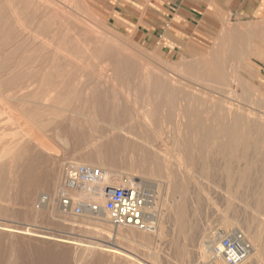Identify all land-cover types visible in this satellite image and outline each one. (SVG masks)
Returning <instances> with one entry per match:
<instances>
[{
	"label": "bare ground",
	"instance_id": "bare-ground-1",
	"mask_svg": "<svg viewBox=\"0 0 264 264\" xmlns=\"http://www.w3.org/2000/svg\"><path fill=\"white\" fill-rule=\"evenodd\" d=\"M57 1L62 5H59ZM89 18L91 13L83 0H0V123L5 120L7 128L14 129L23 136L19 142L5 149L7 156L1 154L3 146L0 144V201L11 200V195L17 194L18 191L22 200L20 202L26 205L24 218L32 222L45 219L50 221V224L55 223L58 231L66 233L67 230L73 229L76 225L74 223L77 221L76 217H79L77 223L87 225V222H90L93 226L109 232L111 224L103 208L104 187L119 184L124 173L123 169L133 168L134 171L145 174L146 179L149 178L146 176H152V173L157 175L162 168L166 169V179L169 183V180L175 177L170 168L175 164L172 165L166 160L167 158L161 160L162 155L166 157L170 155L173 158L175 156V162L178 165H184L186 169H183L187 171L189 166L193 173L200 171L202 175H210L208 172L211 173V169H217L227 182H225L227 184L225 193L229 194V198L230 195L237 196L239 189L249 184L248 174L253 172L249 173L254 165V157L258 154L257 147L260 145L263 147L264 144V116L233 103L237 93L230 88V83H234L242 89L243 95L249 93L250 86L240 78L241 71L250 74L246 62L248 58L242 47L256 49V46L263 44L264 37L260 39L254 36L257 26L253 22L238 23L233 27L226 25L221 29L207 55L193 59L179 57L172 64L159 68V66H153L141 54L116 45L114 38L112 40L105 32L94 28L87 21L90 20ZM246 51L248 53V49ZM183 79L194 81L199 85L198 90H194ZM199 98L204 99L200 104L197 103ZM14 111L26 117L32 126L20 123ZM64 111H71L75 115L62 121L61 116ZM78 113L82 115L80 118L77 117ZM14 119L18 124H15ZM52 124L53 128L48 129ZM98 124L104 127V131L91 136L89 142L79 144L76 141L82 137V134L75 125ZM33 125L38 130L47 128L51 133L50 140L45 139L41 131L36 132ZM30 137L34 139L32 147L29 142ZM56 147H67L70 150H66L65 156L58 157ZM115 147H120L118 152L121 155H127L125 159L113 154L112 150ZM250 147L254 148L252 150L254 157L249 152L252 149ZM28 152H31L30 158ZM208 152L213 157L214 155L219 157V163L216 160L217 164L212 163V166H209L210 161L215 162L214 158L209 159V163L205 165ZM193 155L197 159H192ZM173 158L171 162L174 161ZM27 160L28 163H26ZM34 160L40 161L46 167L34 173L30 166L32 162H35ZM66 160L74 164L98 166L103 174L102 181L87 183L81 187L66 185L64 183L66 173L64 161ZM124 162L127 163L122 166ZM169 164L171 166L168 168ZM193 168L197 170L194 171ZM19 174H21V179L19 178L21 183L17 184L14 178L17 175L19 177ZM142 174L137 175L136 172H131L128 177L142 187L148 184L147 180H143ZM163 178L165 179V176ZM218 179L220 180L221 177ZM169 184L166 185L168 189H171ZM176 184L171 183V186ZM184 185L186 187V184ZM185 187L181 184L179 189L177 186L172 190L175 192L178 189L176 195L181 197L185 193ZM249 188L251 190L252 187ZM44 189L48 194V200L42 205L37 203L40 206L36 205L38 209H34L35 200ZM245 194L248 195L250 192ZM59 195H67L73 199L74 203L95 204L98 211L88 213L85 210L83 215L79 216L64 212L56 200ZM156 197L150 209L151 215L156 213ZM12 198L15 199V197ZM184 203L182 198L178 197L173 209L175 221L181 231L182 227H185L183 225L185 207H188ZM248 211L251 213L250 210ZM5 216L7 217V214ZM220 222L223 226H220L221 231L205 234L201 232L206 242L205 248L202 247V253L210 254L215 263L220 261L225 264L215 248L219 247L220 238L227 235V228L233 226L234 221L221 217ZM161 223L163 224L162 221ZM2 226L3 224L0 223V235L14 240H24L41 250L51 249V254L53 250L58 249L56 247H62V249L64 247L66 249L64 255L72 254L74 259L63 261L62 264H98L96 260L92 262V258H89L95 251H98L100 256L107 257L104 264H107V261L109 264H146L139 261L140 257L137 253L127 251L121 246H100V243V247H95L92 243L77 246L76 241L68 245V237L63 236L64 234L56 235L49 231L47 233L30 229L29 226L19 231L15 228L2 230ZM161 228L157 220L153 231L121 226L118 227L117 235L120 240L145 247L151 238L154 239V236L160 238V235L165 233L164 230L160 233ZM141 232H147L152 236L150 235V238L147 235L149 237L147 238ZM52 244L55 246H50ZM133 248L132 246V250ZM44 251L40 253L43 255ZM262 254L263 248L257 241L252 245L246 260H251L254 264H262V261L264 262V259L261 260ZM42 255L39 254L40 257ZM49 256L52 255L49 254ZM152 256L154 259L157 258L155 254ZM93 258L96 259L94 256ZM97 259L99 260L98 257ZM89 260L91 262H87ZM149 264L154 263L151 261Z\"/></svg>",
	"mask_w": 264,
	"mask_h": 264
},
{
	"label": "rangeland",
	"instance_id": "rangeland-1",
	"mask_svg": "<svg viewBox=\"0 0 264 264\" xmlns=\"http://www.w3.org/2000/svg\"><path fill=\"white\" fill-rule=\"evenodd\" d=\"M60 1H63V0H60ZM83 1L86 4V6L88 7L89 12L91 13V18H89L91 21L90 20H87V21H89L94 28H98L99 31L105 32V34L108 37L110 36L109 38H111L112 40L114 38L116 45H118L119 47H123L125 49L128 48L127 49L128 51H133L136 54H141L142 57L143 56H144V58L146 57L147 61L150 62L153 66L154 65H155V67L159 66V68L166 67L167 64H172L173 62L177 61L179 59V57H185V58L193 59V58H201V57L207 55L209 53V51H211L213 43L215 42V40H216L217 36L219 35L221 29L226 25L233 27V26H236V24H238V23L248 24V23L253 22L257 26L255 31H254V36L256 38L259 37L260 39H263L262 37H264V18L244 20V21L227 20L225 22H222L220 24V26L215 28L213 31V34L210 37H208L207 39L201 40V41H195V42L191 43L190 45L186 46V48L183 50L175 51V52H173V51L169 52L167 49L162 47L161 43L157 39L149 38L147 35H145L141 31L142 29L138 28L136 25H134V23L133 24H130V23L123 24L124 21H118L115 17H113V15H112L113 14V6H114V4L117 3L118 0H83ZM135 1L136 2L134 4V6H136V8H137L136 11L133 12V14H135V15H140V14L142 15L144 12H146L147 6L154 8L155 5H157L156 0H142L141 2L138 0H135ZM58 3H59V5H62V3H60V2H58ZM119 6H123V5L119 4ZM256 47H257L256 49L255 48L251 49V47L248 48L247 46L242 47L243 48L242 50L243 51L245 50L244 52H246V55H247L246 58L249 59V60L246 59V62L248 64V67H249L248 69H249L250 74L245 73V71H241V73H240L241 77L240 78L244 81L245 84L250 86L249 93L247 95H243L242 89L237 87L234 83H230V86H231L230 88L237 93V97H234L235 100H233V103H235V104L237 103L240 106L242 105V107L244 109H249V110L251 109L257 115L264 116V112H263L264 111V42H263V44L258 45ZM247 49H248V53L246 51ZM252 52H253V54H252ZM226 67L228 68V66H226ZM183 81L187 82V84H189L191 87H193L194 90H198L199 85L194 83V81H192L190 79H183ZM202 101H204V99L199 98L197 103L200 104V102H202ZM199 104H197V105H199ZM14 115H15L16 119L18 118L20 120L19 121L20 123H27L29 126H32V123L26 117H22V115L19 112L14 111ZM71 115L73 116L75 114L74 113L72 114L71 111H64L63 115L61 116L62 121L66 120ZM80 116H82L81 113H78L77 117L80 118ZM16 119H14L15 124H18V122H16ZM4 121L5 120H3L2 123H0V144H2V146H3L1 154L4 156H7L5 149L10 145H13V144L19 142L23 138V136L18 134L17 132H15L14 129L7 128V126H5ZM65 124H66V122H65ZM63 126L64 125H62V127ZM75 126H76L75 128L78 129L79 133L82 134L81 135L82 137H80L76 140L79 144H83L84 142L86 143V142L91 141V136L96 135L97 133L104 131V127L99 125V124L98 125H87V126H84V125L83 126L82 125H80V126L75 125ZM51 127L53 128V124H52V126H49L48 129H50ZM33 128L35 129L36 132L41 131V134L44 136V138L47 140H50L51 133L48 132L47 128L45 129L46 131L45 130H38V128L34 125H33ZM101 129H103V130H101ZM33 140H34L33 137L29 138V142H30L31 147L34 146V144L32 143ZM104 141H105V139L103 140V142ZM260 146L257 147L258 154H256V155L252 154L253 153L252 150L254 148L250 147V149L251 148L252 149H251V151L249 150V152L253 155V157L255 155V157H254V165L250 169L251 171L249 170L250 171L249 173H251L252 171L253 172L251 174H248L250 176L249 177V184L248 185L246 184L244 187L239 189V192H237L238 194L236 193L237 196L239 195L238 197L236 195H230V198H229V194L225 193V189L227 187V184H225L226 181L224 180V178H222V176L220 175L221 174L220 171H218L217 169H211L210 170L211 173L208 172L211 176L208 174L202 175V173H200V171H195V170H197L195 168H193L195 171L193 173V171L191 170L192 168H189V166L187 167L188 168V171H187V170H184V169H186L184 165H182V166L178 165L175 162V156L174 155H173L174 158L172 156L170 157V155H168L169 157H166L164 155H162V156L160 155L162 157V158L160 157L161 160L163 158H164L163 160H165L167 158L166 160H168L172 165L175 164L172 167H170L171 164L168 165V168L170 167L173 170V173L175 175V177H173L172 179L169 180L170 184L167 183L168 180L166 179L167 178V176H166L167 173L165 172L166 169H163V168L161 169V171H158V173L161 175H159L158 173H157V175L152 173L151 175L154 176V178L152 176L148 175V176H146V177H149L147 179L145 178V174L143 175L140 172L138 173L137 171H134L133 170L134 168L133 169L130 168L131 170H124L123 169V172L125 174L123 173L122 177H128L129 174H131V172H136L137 175L142 174L144 176L143 180H147V182H148V184H146L145 186H142V187L143 188L146 187V189L150 190L153 193L154 197H156V195H157V197H156L157 202H156V208H155L156 213L155 214L153 213L152 215L150 214V216L154 220V222H157V220L160 222V225L162 226V228H161L162 230L160 229L161 230L160 233H162L163 230L165 233H162L163 235L161 234L163 236V238L160 235V238L154 236L153 237L154 239H152L151 234H150L151 235L150 236V235H148L147 232H141L142 234L144 233L145 237L149 238L148 236H150V238H151L150 240H153V241L149 240L150 243L148 241L147 244L145 245V247L144 246H137L136 244H133V242L128 243V241H126V240H120L119 235H117L118 234L117 232L119 231L118 227L111 225L109 227V232H108V230L102 228L103 230L106 231L105 232L100 227L99 228L95 227L92 224H90V222H87V221H86L88 223L87 225H86V223H77L79 221V217L78 218L76 217L77 221L74 222V223H76V225L73 227V229L67 230L69 233L58 231V228L56 227L55 223L50 224L51 222L48 220H45V219H43V220L37 219V221H36L37 223L32 222V221L24 218L23 213L26 210V205H24L23 202H20L21 196L19 195L18 191H17V194L13 193L11 195V200L9 199L8 201H0V211H1L0 212V214H1L0 215V223L3 224V226L1 228H2V230H9L11 228L12 229L15 228L17 231H19L20 229L24 230L27 226H29L30 229L39 230V231L42 230V231L47 232V233H49V232L52 234L56 233V235H63L64 234L63 236L68 237V239H67L68 245H70L73 241H76L77 246L85 245L86 243H88V244L92 243V245L95 247L106 246V245L107 246L117 245V246L123 247L127 251H131L134 254L137 253V255L140 257V258H138L139 261L146 263V264H149V262L151 263V261L154 264H176V263L177 264H223L222 262L220 263V261L215 263L214 259L212 258V256L210 254H207V253L203 254L202 253V247L205 248V246H206L204 234L207 232H214V231H219V230L221 231V229L223 227L221 225V222H220L221 217H226V218L234 221V225L227 228V234H230L233 231H237V229H238L239 231H242V233H244V235L250 241L251 245H253L257 241H259L260 245L263 248V254H262L263 258L261 259V260H263L264 259V194H263L264 193V177H263L264 176V165H263L264 164V158H263L264 157L263 156L264 155V152H263L264 151V144H263V147L262 146L260 147ZM89 148L91 149V147H89ZM117 148L118 147H115L116 150L115 149L112 150L113 154L115 156L117 155V157L119 155V156H121V158L125 159L127 155H125V154L121 155L118 152L120 147L118 149ZM260 148H262V149H260ZM66 150L69 151L70 148H69V150L67 147H62V148L56 147L55 148V151L58 154L57 155L58 157L65 156V153L67 152ZM259 152H261V156H259ZM28 153H29L28 157L30 158L31 152H28ZM122 156H124V157H122ZM216 157H217L216 155H214V157H213V155H211L210 153H209V155L207 154V157L205 160V165H207V162L209 163V161L214 159V158H215V160H214L215 162L210 161L209 166H212V163H213V165L217 164V162L220 161V159H219V157H217L219 159L218 160V159H216ZM172 158L174 161L171 162ZM191 158L197 159V157L195 155H193V157H191ZM216 160H217V162H216ZM256 160H258V161H256ZM36 161L32 162L30 165V166H32V170L34 173L35 172L38 173L39 171L43 170V168L46 167L44 164L42 165V163L40 161L39 162L37 161V163H36ZM66 162L68 163L69 161L66 160ZM66 162L64 161V163H65L64 167L65 168L67 166ZM26 163H28V160L26 161ZM126 163L127 162H124L122 166H125ZM34 164H36V166ZM38 164H40V165H38ZM255 165H257V166H255ZM36 167H38L39 169ZM94 167L99 168L96 165H94ZM180 167L182 169L179 170ZM163 170H164V172H163ZM259 170H260V172H259ZM126 171H128V173L130 171L131 172L128 174ZM257 171L259 172V174H257L258 173ZM190 172H191V174H190ZM254 172L256 173V176H255ZM212 173H214V174H212ZM189 174H190V177H189ZM199 174H201V175L199 176ZM158 175H159V177H158ZM162 175H163V177L165 176V179L162 177ZM176 175H178L179 177ZM187 175H188V177H187ZM191 175H193V176H191ZM17 176L14 178L15 179L14 182L19 184V183H21V180H20L21 174H19V177H17ZM207 176H208V178H207ZM253 176H255V177H253ZM70 177H72V176H70ZM177 177L183 181H178L179 179H177ZM220 177L222 179V180L220 179L221 183H220V180L218 179ZM252 177L254 178V180ZM16 178H17V180H16ZM195 178H196V180H195ZM213 178H215V179H213ZM18 180H19V182H18ZM191 180H193V181H191ZM135 181H137V180L135 179ZM165 181H166V183H165ZM170 181H172V182H170ZM209 181H210V183H209ZM250 181H252V182H250ZM179 182L180 183L183 182L181 184L184 187H185L184 184H186V187H187V188L185 187V189H186L185 193H184V195H181V197L176 195V191L181 186V184ZM198 182H200V183H198ZM257 182H259V183H257ZM149 183H150V185H149ZM151 183L152 184L155 183V184L152 185ZM171 183L172 184L177 183V184L171 186ZM250 183H251V185H250ZM166 184H169L170 185L169 187H171V189L170 188L168 189ZM174 186L176 188L178 186V189H176L175 192H173V190H172V189H175ZM249 187H252L251 190ZM165 188H166V191H165ZM193 188H195V189H193ZM248 189H249V191H248ZM249 192H250V194H248L249 196L245 194V193H249ZM251 193H252V195H251ZM42 195L48 196L45 189L40 192V194L38 195L39 198L37 197V199L35 200L34 209H38V207L36 205H39V204L42 205V203H39V199L41 198ZM225 196H226V198H225ZM233 196H236V197L232 198ZM252 196H254V197H252ZM12 197H15V199ZM178 197L182 198L183 203L185 202L184 203L185 206H188V207H185L187 213L185 211V214L183 217L184 218L183 219V225L185 227H182V231L180 230L179 225L177 226V222L175 221L176 220L175 214H173L174 213L173 209H174V205H175L174 203L178 200ZM184 198H185V200H184ZM235 198H236V200H235ZM13 199H14V201H13ZM227 201H228V203H227ZM37 203H39V204H37ZM248 203H250V204L248 205ZM163 204H164V206H163ZM232 209H234V210H232ZM248 210H250L251 213ZM163 213H164V215H163ZM5 214H7V217L5 216ZM256 214H258V215H256ZM81 215H83V213ZM160 217L162 220L160 219ZM161 221L163 222V224L161 223ZM65 222L68 223V221H65ZM219 223H220V225H219ZM80 224H85L86 226L80 225ZM220 226H222V227H220ZM261 227H263V228H261ZM95 228H97V229H95ZM96 230H98V231H96ZM201 232H203L204 234ZM145 233H146V235H145ZM164 235H165V237H164ZM157 238H159V240H156ZM100 239H102V241ZM117 239H119L120 241ZM162 239H163V241H162ZM154 240H156V241H154ZM124 241H126V242H124ZM25 242L26 241H24V240H20V239L14 240L11 237L0 235V246H1L0 247V250H1L0 255L2 254L0 256V264H2L3 261H4L3 262L4 264H12V262H13V264H48V263L49 264L50 263L51 264H54V263L55 264L56 263L62 264L63 261L64 262L66 260L71 261L72 259H74V258H72V254L66 253L64 255V251L66 250L64 247H63V249H62V247L61 248L56 247L58 249H55V251L53 250V253L51 254V252H52L51 249L49 250L48 248H46V249L44 248L41 250L39 248L33 247L35 245L32 246L31 244L26 242L29 245L28 246ZM93 243H95V245ZM99 243H100V246H99ZM6 246L9 247L8 248L9 250L7 249ZM50 246H55V245L52 244ZM60 246H63V245H60ZM132 246L134 247L133 250H132ZM146 246H147V248H146ZM23 247H24V249H23ZM127 247H129V248H127ZM27 248L30 251H28ZM174 248L176 251L174 250ZM7 250H8V252H7ZM40 250L41 251L45 250L43 255L41 254L43 252H41ZM32 251L35 254H32L33 253ZM215 251H216V248H215ZM27 252H29V253H27ZM54 252H55V255H53ZM97 252L95 251L91 255L92 257L91 256L89 257L90 259L92 258L91 261L93 262L96 260V262L98 264H104V262L106 263L107 257H105V255L101 254L103 256L102 257V256H100V253L98 252V254H97ZM151 252L152 253L155 252L154 254H155V256H157V258H155L156 260L153 258L152 255H154V254H152ZM62 253H63L64 259H63ZM95 253H96V256H95ZM39 254L42 255L43 257L42 256L40 257ZM49 254L52 256H49ZM36 255H38V256H36ZM31 256H34V258L33 257L31 258ZM93 256L96 257V259H94ZM22 257H24V258H22ZM97 257L99 258V260L97 259ZM101 260H102V262H101ZM91 261L89 260L87 262H91ZM99 262H101V263H99ZM107 262H108L107 264H109V261H107ZM242 264H254V263H252L251 260H248V261L245 260ZM262 264H264L263 261H262Z\"/></svg>",
	"mask_w": 264,
	"mask_h": 264
},
{
	"label": "crops",
	"instance_id": "crops-1",
	"mask_svg": "<svg viewBox=\"0 0 264 264\" xmlns=\"http://www.w3.org/2000/svg\"><path fill=\"white\" fill-rule=\"evenodd\" d=\"M135 2L118 0L113 6V17L123 24L134 23L169 52L207 39L227 20L264 18V0H156L157 5L147 6L142 15L133 14L137 9Z\"/></svg>",
	"mask_w": 264,
	"mask_h": 264
},
{
	"label": "built area",
	"instance_id": "built-area-1",
	"mask_svg": "<svg viewBox=\"0 0 264 264\" xmlns=\"http://www.w3.org/2000/svg\"><path fill=\"white\" fill-rule=\"evenodd\" d=\"M74 172L75 177L69 173ZM103 179L101 169L85 164L68 162L64 183L70 187H81L87 183L100 182ZM104 211L108 222L115 227L130 226L141 231H153L155 222L150 216V209L154 203L153 193L140 187L129 177H122L120 183L114 186H105L103 189ZM48 200V196L42 195L39 203ZM58 205L64 212L73 215H81L86 210L88 213H96L97 205H84L73 202L67 195H59L56 198ZM252 245L241 231H233L220 238L216 252L225 264H241L249 256Z\"/></svg>",
	"mask_w": 264,
	"mask_h": 264
},
{
	"label": "water",
	"instance_id": "water-1",
	"mask_svg": "<svg viewBox=\"0 0 264 264\" xmlns=\"http://www.w3.org/2000/svg\"><path fill=\"white\" fill-rule=\"evenodd\" d=\"M70 174H69L70 176L75 177V173L74 172H70Z\"/></svg>",
	"mask_w": 264,
	"mask_h": 264
}]
</instances>
